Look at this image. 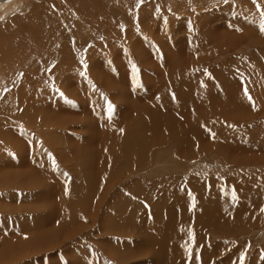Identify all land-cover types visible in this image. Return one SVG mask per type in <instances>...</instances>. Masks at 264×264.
<instances>
[{
    "label": "rangeland",
    "instance_id": "374dc122",
    "mask_svg": "<svg viewBox=\"0 0 264 264\" xmlns=\"http://www.w3.org/2000/svg\"><path fill=\"white\" fill-rule=\"evenodd\" d=\"M17 1L18 7L10 14L0 18V25L2 24L0 31L9 34L11 30L17 27L19 23H22L24 19L31 20V13H33V11H37L36 14L38 15L35 16V20L41 23L44 20L43 15H46L42 12V9H46V11H51V14L46 17L49 20L52 19L51 21L53 25L57 23L59 27H62L64 30L60 35L53 32L54 35H56L54 36L55 41H65L66 44L71 43L72 40L76 42L78 41L77 30H72L76 25L75 19L69 25L66 24V16H69L68 11H66L65 16L57 17L52 12L53 5L48 3L50 0ZM120 1L121 0H110V3L112 2V4L115 3V5H117ZM68 2L86 12L85 20L88 26L84 25V29L79 32L80 34H84V32H86L85 30H87L88 33L85 35L91 37V42L89 44L94 46H91L89 52L92 51L91 54H93V51L96 48L95 45L99 43H101V46L105 45L106 48L102 50L103 53L101 51V53L97 54L95 57L100 58L99 61L94 62L98 67L94 69L86 67L83 71L85 75L79 74V76H77L78 78L76 77L79 79L78 82L75 76H72L76 71L71 72L69 69V72L66 71V73H68V75L70 73V78L67 81L63 80L61 82L60 80L59 84H57L60 85V88L64 93L68 91L67 95H71L69 97L67 96L70 104L66 107L68 109H65L66 113L64 112L63 114L66 118H69V112L77 109L76 107L78 104L74 99L77 100L79 98L78 100H81V103L84 106L91 107L92 109L97 103L99 106L103 103V105L105 104V114L106 110H108L107 102L110 101L113 106L111 113L115 115L120 113L119 122L117 123V125H119L122 123L124 116L130 114L131 110L123 113L120 110L125 102L121 101L123 96L119 97L115 92L117 90V88H115V82L118 81V75L121 77L124 73L131 74L134 83H130V85L135 89L129 97H125L124 99L128 100L129 98L130 100H134V96L137 94H151L153 97L159 95V89L156 86L151 85L150 88H148L143 81H149V83L157 82L159 77H162L160 76V73L164 74V77H168L172 72L171 76H173L174 79L180 80L186 78V80H188L190 77L197 76L196 79L202 85L203 82H205L206 84L210 83L216 85V87H225L223 90L229 89V122L227 125L229 126V132L236 134L235 137L229 139L232 141H247L249 146L241 149H233L232 151L229 150V154L225 151L224 154H227L229 158H223L220 155L213 154V150H216L217 147L213 148L208 144V140L213 138L211 135H208V137H206L207 139L204 138L207 143L205 145V147H207V153L203 152L194 155V157L190 158L189 162H187L188 166L185 167V169H182V171L176 169V166L180 163L179 160L175 165L172 163V159L176 158H173L171 153H159V156L166 154L165 161L163 160L160 165H157L156 160L152 163L148 162L147 167H149L147 168V171L149 172L146 173L148 177L147 181L146 177L145 179L143 177L144 174L139 171V167L131 169V171H134L132 174L131 171H126L125 173L121 172L119 170L121 165H117L116 169L112 168L113 173L108 177V185L106 183L102 184V190H100L102 195L91 203L90 207L94 212L91 214L87 212L90 214L88 216L87 213L85 214L82 210H79L81 207L77 205L81 204L80 196L82 189L81 186L78 185L77 176L79 175L75 165L78 166V164H81L82 162L84 163V161H81L78 156L75 159H78L77 163L75 160L70 162L67 161V164H61V166L59 165V160L56 159L54 160L55 165L53 164V158L59 156V152H66V156H68L72 148L74 149L78 147L80 156L84 153H90V149H85L82 146L87 143L86 127L84 128V131H82V127H76L75 129H72L74 127H67V130L57 128L53 129V132L55 131V133L52 134L51 129L42 132V129L36 130L33 126L30 127L37 132L31 131V129L26 131V128L20 126L16 120H6L5 126L9 128L7 131L12 133V138H10L13 140V142L9 143L13 146H17V155L15 152H12L10 157H6L9 159L12 157L10 160L17 156L20 158V155L18 154L21 153V156L24 159V162L26 160V163H28L29 158L32 159L34 163L37 162L40 166H44L47 163L49 167L46 166V168L50 170V174L46 175L47 172L44 174L40 171H37V174H34L32 168L27 167L25 163H22L23 166H18L17 164H6V161L0 162L2 164H0V177L4 174L9 176L6 173L13 170L15 174H13L11 178L7 177V184L3 185L0 180V264H127V262L129 264H161L159 260H152L150 256L152 251L151 248H157V245L152 243L154 242L153 238L159 234L154 233V235H148L147 238L148 232L143 228L145 212L140 210L136 212L135 215L130 213V215L127 214V218L130 216L133 217H130L129 219H133L134 223H136V230L131 231L128 227L126 232L122 225L118 226L119 221L116 222L118 217H116V212L118 213V211H115V204L120 203L121 200L125 201L127 197L121 196V194L117 193L114 194V190L124 189L127 183L132 182L135 179L139 180L140 184L143 186L154 183H158L157 186H160L159 183L163 182L162 184H164L163 186H165L166 189L177 190L178 188L179 192H182L183 188L186 190L188 187L189 192L191 193L188 192L187 194L194 196L190 201L193 211H196V214H193V219L196 220L195 229H199V223L207 219V215L197 213L198 208L201 210L206 208L205 200L208 199L204 197L205 194L214 199L220 198L222 204L225 205L228 198L231 201H237V199L233 200V188L230 186V182L238 184L239 187L243 189V193L245 192V189L248 188L252 190L256 188L264 189V33H262L259 28L261 19L260 11L253 0H228L227 3H225V0H211L210 3L207 2L202 5H196L195 2H191L190 4V2L185 0L182 7H173V5H170L161 10L155 8H143L141 15L149 13L147 14L148 19L140 21L139 24L136 23V26H133L131 29L132 32L130 31L131 35L133 34L132 36L135 37L136 35L134 40L137 41V43L134 45L128 40H125V42L118 40L120 44L109 43L106 45L107 42L113 40L112 32H106L105 34H101L100 37H95V34L97 36L98 34L96 29L93 31V29L101 23L99 13L95 12L90 15L85 9L84 4H82V0H68ZM257 2L261 8H264V0H257ZM36 7L38 9L41 8V10H38ZM90 10L99 11V8L92 5ZM156 11H159V13H155ZM129 12L130 9L126 4L122 5L117 10V14L116 12L114 13L120 26L114 24L116 23L115 21L110 20L105 23V28L113 26L118 30L122 29L125 24L127 25L126 20ZM136 14L137 12L134 10L133 20L137 22L141 19V15ZM159 17H161L162 20ZM93 20H96L98 24L97 26L94 25L95 23ZM23 23H25V20ZM110 23L113 24L108 25ZM128 25L132 26L130 24ZM67 30L70 31L65 32ZM36 39L39 40L40 38L37 36ZM18 44L20 49L28 50L29 48L28 46L22 45L19 41ZM54 45L59 46V44ZM86 46L84 45V47H81L83 52L88 51V47ZM136 46L137 48L139 46L141 51H139V48L137 49ZM193 46H195L196 50ZM178 49H180V51ZM118 51L121 52L118 54ZM138 51L143 52L139 53ZM21 55L25 56V59L22 62L24 68L28 67L29 70H31L36 67L37 70L42 73L43 71H47L46 68H44L45 65L36 58L34 53H28L27 55L23 53ZM115 56L116 58L113 59ZM173 57H175V59ZM186 57H189V60ZM89 58L92 60L93 56H90ZM165 58L167 60H165ZM182 60L184 61L182 62ZM169 62L173 63L170 64ZM46 63L47 68L51 69L52 65L55 66L54 61H51L50 63L47 61ZM133 64H135L138 69V73L135 77L132 70ZM165 65L167 67H164ZM175 67H178V70ZM73 68L74 67H72V70H75ZM166 68H171V72H168L169 69ZM175 71L177 72L175 73ZM23 75L24 72L21 71L16 78L21 80ZM171 76H169V78H172ZM193 81L196 80L193 79ZM70 82H72V84H70ZM65 83H67V86L69 87L65 86ZM73 83H76L77 85ZM13 89L16 88L14 87ZM152 89H154V91H152ZM245 89H247V95L244 93ZM3 90L5 93L9 92V90L5 88H3ZM46 90L54 89L46 88ZM155 92L158 94H155ZM56 94L59 93L56 92ZM107 94H112L113 97L109 99ZM249 96L251 97V102L248 98ZM51 98H53L52 95ZM211 99L213 98L211 97ZM65 100L66 99H64V101ZM216 100L218 101V99ZM49 106L51 105H47L44 109L38 110L35 113H46ZM33 108L40 109V106H34ZM92 109H89V111L86 109L88 115L91 114L90 117H92L93 114ZM78 113L79 112H76L75 115ZM56 120L59 121L60 117H57ZM77 124L80 126V122H77ZM63 127L65 128L66 125ZM131 127L133 126L128 125L126 130ZM59 131L62 133L61 135L65 137L70 136L72 141L70 140L68 142V144L70 143L69 146H72V143H75L76 146L74 144L73 147H69L65 142L66 144H62L55 149H52L53 146L51 147V145L46 142L49 145L47 146L44 140L46 141V138L52 136L55 138ZM26 133L29 134L26 135ZM30 137L31 140H29ZM34 138L39 139V142L33 141ZM78 141L80 143H77ZM237 143H240V141ZM63 147L65 149H63ZM2 150L7 151L8 149L0 148V151ZM41 153L43 156L40 157L39 154ZM12 154L15 156H12ZM44 157L47 160H51L52 163L50 164L44 159ZM154 158L156 159V156ZM27 170L28 173L30 171L33 172V174L30 173V175H26V181L28 176L35 175L36 178L46 177L45 182L49 184L46 185L45 188L37 185L31 187L20 185L24 181V176L22 178L18 175H20L22 171L27 172ZM15 171H18L19 173H16ZM179 173L186 175V177L173 185L172 177ZM42 175H44V177ZM57 175L61 177V181L63 182L61 183L60 179L55 182V184H57V189L61 186L64 190H56L57 194H54L55 188L53 181L58 177ZM14 176H18V178H13ZM35 177L33 178L35 179L33 182H39ZM198 177H200V179H198ZM42 178H40V180ZM196 180L199 181L200 185L192 187L190 184ZM63 186L65 187L63 188ZM196 188L199 189L194 192ZM208 188L210 189L211 194L207 193L208 191L206 189ZM44 189L47 192H44ZM48 192H51L52 194H47ZM157 193L152 191L150 202L147 200L144 201L143 198L135 199L143 208V206H148L149 203L154 204L157 199L160 201L161 197L157 196ZM130 195L132 194L130 193ZM238 195L240 194L237 191L236 197H238ZM253 198L258 199L255 196H253ZM168 201L175 203V200L172 198ZM168 201L167 203H169ZM248 203L253 207V202L250 203L248 201ZM235 204L236 203L233 202L229 207L230 215L234 212ZM263 204L264 200L262 205ZM40 206L43 208H40ZM75 206H78L79 208ZM95 207L97 210H95ZM241 207L243 210L242 217L246 215L249 217L252 214L247 212L248 208L246 209L245 199L242 201ZM56 209H58L57 212ZM62 209L67 210L66 217L68 219H63V216H61ZM262 209H264V206L260 208L262 213L260 212L259 214L254 215V219L246 224V231L247 228L249 231L241 234L236 239H233V236H221L213 239L210 235V239H207L208 243L210 242V244H213L219 241L223 243V246L221 251L219 249L214 252L217 244L214 245L213 255H209L210 258L212 256L213 258L209 259L208 262H215L220 255H225V252L226 254L228 252L231 254L233 250L241 246L242 249L239 250L241 252H247L245 264H252L251 259H256L255 264H264V211H262ZM104 210H107V212L102 215L101 212ZM51 211H53V215L50 214ZM46 214H50L48 215L50 218L48 216L44 218L42 217ZM146 215L150 216L148 214ZM191 215L192 214L188 215L189 218ZM39 217L42 218L37 222L36 219ZM63 220L69 221L70 223L61 228V231H58L60 221ZM111 220H114L115 223ZM153 221L154 220H151L150 223ZM171 221H176L174 213L169 214L167 217L163 216L160 221H157V223L159 226H163L162 228L164 229ZM102 223H108V229L103 231ZM163 229H160L158 232L163 233ZM46 232H50L53 241L48 244L44 242L43 244L45 245L34 247L33 245L37 244L38 241H40L42 234ZM208 232L209 230L204 231L206 235ZM205 234L202 233L201 236H205ZM191 245H193L192 242ZM103 246L109 248V251L106 252ZM23 247L24 249H22ZM128 249L130 250L128 251ZM114 250L117 252V256H119L115 261L114 256L112 255ZM138 250H141V252ZM105 252L110 255H107ZM126 252H130L132 255H127ZM206 256L207 255H204L202 258L205 259V261L207 260ZM125 257L129 259L130 262L125 259ZM235 264L237 263L235 262Z\"/></svg>",
    "mask_w": 264,
    "mask_h": 264
},
{
    "label": "bare ground",
    "instance_id": "6f19581e",
    "mask_svg": "<svg viewBox=\"0 0 264 264\" xmlns=\"http://www.w3.org/2000/svg\"><path fill=\"white\" fill-rule=\"evenodd\" d=\"M186 1L190 2V4L191 2H195L196 5L197 4L202 5L203 3L205 4L207 2L208 3L211 2V0H186ZM184 2L185 0H144L143 3H141L140 0H121L120 2H118L117 5H115V3L114 4H112V2L110 3V0H82V4H84L85 9L90 15H92V13L97 12L99 13V17L101 18V23L99 25L97 24L96 20H93V22L95 23L94 25L96 26L98 25L93 29V31H95L96 29V32L98 34V36L95 34V37H100L101 34H105L106 32L108 33L112 32L113 40L107 42L106 45L109 43L120 44L118 40H122V42L128 40L131 42V44L135 45V43H137V41L134 40L136 35L135 37L132 36L133 34L131 35L132 32L131 29L133 28V26H136V23L139 24L140 21L148 19L147 14L149 13H144L141 15V13L143 12L142 11L143 8H150V9L155 8L161 10L162 8L170 5H173V7H182ZM48 3L53 5L52 12L57 17L65 16L66 11L69 12V16H66L67 25L72 23L73 20L75 19L76 25L73 27L72 30L74 29L77 30L78 41L76 42L72 40L71 43L66 44L65 41H62L63 43L61 42L60 40L61 37L60 39H58L60 40V42L55 41L54 36L56 35H54V33L60 35L61 33H63L64 30L62 29V27L60 28L57 23L53 25L51 21L52 19L49 20L46 17L51 14V11H46V9H42V12L46 15H43L44 20L41 23L35 20L36 19L35 16L38 14H36L37 11H33V13H31L32 15L31 20L24 19L25 23H23L24 20L22 19L23 22L19 23L17 27L13 28L9 34L0 31V148L8 149L7 151L6 150L0 151V162L6 161L5 162L6 164L9 163L10 165L17 164L18 166H23L22 163H25L27 167L32 168L34 174H37V171H40L44 174L47 172L46 175L50 174V170L46 168V166H48L47 163L44 166L43 165L40 166L39 164H37V162L34 163L30 158L28 159L29 160L28 163H26V160L24 162L21 153L18 154L20 155V158L17 156L14 157V159H12L13 162L12 160H10L12 157L10 159L6 157V156L10 157L12 152L13 153L15 152V154L17 155V149H16L17 146H13L9 143V142H13V140L11 139L12 133L10 131H7L9 128L5 126L6 120L9 119L16 120V122L19 123L20 126L26 128V131L31 129V131L37 132L30 127L33 126L36 128V130L42 129V132H45V130L47 129H51L52 134L55 133V131L53 132V129H57V128L67 130V127H74L72 129H75L76 127H82L83 128L82 131H84V128L86 127L85 130H86L87 143L82 146L85 149H90V153L89 152L84 153L83 155L80 156L79 155L80 152L77 147L74 149L72 148L68 156H66V152H59V156H55L53 160L58 159L60 162L59 165L61 164L65 165L68 163L67 161L69 162L73 161L79 156L81 161H84V163L82 162L81 164H78V166L75 165L79 175L77 176L78 185H80L82 189L81 190L82 193L80 196L81 204H77V205L81 207L79 210H82L85 214L87 212L91 214L92 212H94L93 209L90 207L91 203L96 198L98 199V197L102 195V192H100V190H102V184L106 183L108 185V177L110 174L113 173L112 168L116 169L117 165H121L119 170L124 173L126 171L130 172L131 169H135L136 167H139L138 168L139 171H141V173L144 174L143 177L144 179L146 177V181H147L148 177L146 173L149 172L147 171L148 170L147 168L149 167V166L147 167L148 162L152 163L156 160L157 165L158 164L160 165V163L166 158V154L159 156V153L161 152L171 153L172 157L176 158V159H172V163L175 165L176 163H178L179 160L180 163L179 165L176 166V169H180L182 171V169H185V167L188 166L187 162H189V159L193 158L194 155H198L203 152L207 153V147H205L207 143L205 139H207L206 137H208V135H211V137H213L212 135L213 133L215 134L214 138H211L210 140H208L209 142L208 141L207 142L213 148L217 147L216 150L215 149L213 150V154L220 155L223 158H229L227 155L229 154V150L232 151L233 149H241V148H246V146L247 147L249 146V143L247 141L246 142H243L242 140L232 141L229 139L231 137L236 136V134L229 132L228 129L229 126L227 125V123L229 122V115H228L229 89L223 90L225 87L220 88L210 83L206 84L205 82H203L202 85L196 79L197 76L190 77V79H188L189 78L188 77L187 78L188 80H186V78L185 79L182 78L180 80L174 79L173 76H171L172 75V72L170 71L171 68L170 69L166 68L169 69L168 72H171V75L167 74L168 77H164V74L160 73V76L162 77H159V79L155 78L158 79L157 82L149 83V81L148 82L143 81V83L148 88H150L151 85L156 86L159 89V95H155V97H153V95L151 94L141 95V94H137L136 92L137 95L134 96V100L133 99L130 100L129 98L128 100L124 99L125 97L126 98L129 97L135 89L132 88L130 85V83H134L131 74L129 75L127 73H124L121 75V77H119L118 75V81L115 82V88H117L118 91L115 88L114 89L116 90L115 92L116 94H118L119 97L123 96L121 101L125 102V104L120 108V110L122 111V113L131 110L130 114L124 116L122 123L119 125H117V123L119 122L120 113L117 115L111 113V115L109 116L108 110H106V114L104 112L105 104L103 105V103H101V105L99 106L97 103L92 109L91 107L84 106L81 103V100L80 101L78 100L79 99L78 97H77L78 99L76 98L77 100L74 99V101H76L78 104V106L76 107L77 109L69 112L70 113L68 114L69 118H66V116L63 114L64 112L66 113L65 109H68L66 107H68V105L70 104L69 98H67L68 91L66 90L67 92L64 93L63 90L60 88V85L57 84H59L60 80L61 82L63 80L67 81L70 78L69 77L70 73L69 75L68 73H66V71L69 72L68 71L69 69L71 72L76 71L73 75L71 74L73 77L75 76L76 78L86 69L85 64H87L86 66L90 69H94L98 67V65L94 62L99 61L100 58L99 57L95 58V57L97 56V54L101 53V51L104 50L106 46L105 45L101 46V43L96 44L95 45L96 48L94 49L93 54H91L92 51L89 52L91 46H94L89 44L91 42V37L85 35L86 33H88L87 30H85L86 32H84V34H80L81 30L84 29V25L88 26L85 20L86 19L85 11L78 9L75 5L69 3L68 0H50V2ZM17 4H18L17 0H0V18H3L7 14H10L12 11H14L18 7ZM125 4L130 9V12L127 14V20H126L127 25L125 24L124 27H122V29L120 30L114 28L113 26L105 28V23H107V21L110 20L115 21L116 23L114 24L119 25V22L114 16V13L116 12L117 14V10L122 5ZM92 5L98 7L99 11H91L90 7ZM38 10H41V8ZM134 10L137 12V14L141 15V19L137 22L133 20ZM155 13H159V11H156ZM159 18L161 19V17ZM112 24L113 23H110L108 25H112ZM128 24L132 26H129ZM1 26L2 24L0 25V27ZM69 31L67 30L65 32H69ZM37 36L40 38L39 40L36 39ZM18 41L22 45L28 46L29 47L28 50L20 49ZM54 44H59V46ZM84 45L85 46L87 45L86 47H88V51L83 52L81 50V47H84ZM193 47L195 49V46ZM138 48L139 51H141L139 46ZM180 49L178 50L180 51ZM119 52L121 51H118L117 53L119 54ZM23 53L25 55H27L28 53H34L36 55V58L39 59L43 63V65H45L44 68H46L47 71H43L42 73L38 71L36 67L32 68L31 70H29L28 67L24 68L22 62L25 59V56L21 55ZM90 56H93L92 60H90L89 58ZM175 57L173 58L175 59ZM115 58L116 56L113 57V59ZM186 58H188L189 60V57ZM50 60L52 62L54 61L55 64V66L52 65L53 68L51 67V69L47 68L46 66L47 64L46 62L48 61V63H50L51 62ZM165 60L167 59L165 58ZM183 61L184 60H182V62ZM191 61H187V62H191ZM72 67H74L73 69L75 70H72ZM164 67L167 66L165 65ZM175 68L178 70V67ZM21 71L24 72V75L21 78V80H19L16 77L19 76ZM176 72L177 71H175V73ZM169 76H171L172 78H169ZM193 79H195L196 81H193ZM78 81L79 79H77V82ZM76 83L73 84L77 85L78 83L77 84ZM65 84H66L65 86H67V83ZM70 84H72V82H70ZM14 87L16 89H13ZM3 88L9 90V92L5 93ZM46 88H50L54 90H46ZM152 91H154V89H152ZM56 92H58L59 94H56ZM61 93H63V95H61ZM155 94L158 93L155 92ZM51 95L53 96V98H51ZM107 95L109 99L113 97L112 94H107ZM211 97L213 99H211ZM64 99L66 100L64 101ZM216 99H218V101L220 102H218ZM107 103L109 104L110 101H108ZM47 105H51V106H49L46 113H41V114L35 113L38 110L44 109L45 106ZM34 106H40V109H34L33 108ZM86 109L88 111L89 109H92L93 111L92 117H90L91 114L88 115ZM76 112L79 113L75 115ZM57 117H60L59 121L56 120ZM77 122H80V126H78ZM65 125L66 127L64 128L63 126ZM128 125H131L133 127L126 130V127ZM28 134L26 133V135ZM61 134L62 133H60L59 131L57 136L55 137L56 139L53 138L52 135H51L52 137L46 138L47 140L46 141L44 140L45 144L47 146L49 145H51V147L53 146L52 149H55L57 146H60L62 144H66V143L68 144V142L71 140L70 136L65 137ZM29 140H31V137L29 138ZM33 141L39 142V139L34 138ZM239 141L240 143H237ZM46 142H48L49 145ZM77 143L80 142L78 141ZM69 144L67 146H69ZM72 144H71L72 146L69 147H73L75 143ZM63 149L65 148L63 147ZM52 151H56V150H52ZM225 151H227V154H224ZM12 156L15 155L12 154ZM39 156L40 157L43 156L42 153L39 154ZM155 156L156 159L154 158ZM45 160L48 161L50 164L52 163L51 160L49 159L48 160L45 159ZM75 162L77 163L78 159L75 160ZM15 172L17 173L18 171ZM33 172L29 171L28 173V170L27 172L22 171V173L18 175L21 176L22 178L24 176V181L20 185H24V186L26 185L29 187L33 185H37L45 188L46 185L49 184L45 182L46 177L45 178L40 177L42 178L40 180V178H36L35 175L34 176L31 175L28 176L26 181V175L28 174L30 175V173L33 174ZM131 172L133 174L134 171ZM6 174H8L9 176L4 174L3 176L0 177V180L2 181L3 185L7 184L6 183L8 182L7 177L11 178L12 175L14 174V170ZM18 176H14L13 178L16 177L18 178ZM42 176L44 177V175ZM34 177L39 182L37 181L33 182L35 181V179H33ZM58 177H56L53 181V185L55 188L54 194H57L56 190L59 191L64 190L62 189L61 186L57 189V184H55V182L59 181V179L61 181V177L59 178ZM184 177H186V175L180 173L178 175L173 176L172 177L173 185L180 182L179 180H181ZM198 179H200V177H198ZM61 183L63 182L61 181ZM162 183L163 182L159 183L160 186H157L158 183L148 184V185L146 184L143 186L140 184L139 180L135 179L132 182L127 183L124 189H115L114 194L117 193V194H121V196L127 197L125 201L121 200L120 203L115 204L116 205L115 211H118V213L116 212V217L118 216L116 222L119 221L121 223L120 224L118 222V226L122 225L125 231L128 229V227L131 231L136 230L135 229L137 227L136 223H134L133 219L132 220L129 219L131 216L127 218V214L135 215L136 212L142 210L146 214L150 215L151 217L147 216L146 214L144 215L143 228H145L144 230L148 232L147 238L148 235H154V233L159 234L153 238L154 242L152 243H155L154 245H157V248H151L152 251L150 256L152 260L157 259L159 260V262H161V264H235V262L238 264L239 255L241 253L239 249H242L241 246L237 247L238 250L237 249L233 250L231 254H229V252L226 254L225 252L224 253L225 255L223 254L222 256L220 255V257L215 262L212 263L208 262L209 259L213 258V256L210 258L209 255L210 254L213 255L214 245L217 244V247L214 250V252L218 251L219 249L221 251L223 243L217 241L213 244H210V242L208 243L207 239H210V235L213 239L221 236L224 237L233 236V239H236L241 234L249 231L248 228L246 231V224L251 222L255 217L254 215L259 214L261 212L260 208L264 206V204L262 205L264 200V189L256 188L252 190L248 188L245 189V192L243 193V189L239 187L238 184L230 182L229 184L233 188V194H235L236 196V192L238 191L240 195H238L237 201H231L228 198V201L226 202L225 205L222 204V200L220 198L214 199L205 194L204 197L208 199L205 200L206 208L202 210L198 208L197 213L207 215V219L199 223L200 224L199 229H195L196 220L193 219V214L194 213L196 214V211L195 212L193 211V207L190 201L194 196L187 194L189 192V188L187 187L186 190L185 188H183L182 192H179L178 188L177 190H168L165 188V186H163L164 184ZM190 185L192 187H196L199 186L200 184L199 181L196 180L195 182H192ZM64 187L65 186H63V188ZM198 189L199 188H196L194 192L197 191ZM206 190L208 191L207 192L208 194H211L209 188ZM152 191L156 193L159 192L157 193L158 194L157 196L161 197L160 201L157 199L154 204L149 203L148 206H143L142 208V205H139L135 198L137 199L143 198L144 201L147 200L148 202H150ZM44 192L47 191H45L44 189ZM130 193L132 195H130ZM47 194H52V193L48 192ZM253 196L257 197L258 199L253 198ZM170 198L174 199L175 203L169 202L168 200ZM244 199H245L246 209L248 208L247 212L252 213L249 217H247L248 215L242 217L243 210L241 207V203ZM134 200L136 201V203ZM167 201L169 203H167ZM248 201L250 203L253 202L252 203L253 207H251ZM233 202H235L236 204L234 206L233 214L230 215L229 207L233 204ZM40 208L43 207L40 206ZM57 210L58 209H56V212ZM62 210L63 211L61 216H63V219H68L66 217L67 210L65 209ZM95 210H97L96 207ZM107 210L102 211L101 212L102 215H104L107 212ZM171 213H174V218H176V221L169 222L165 227L166 229L165 228L163 229L162 228L163 226H159L157 221H160L163 216L167 217ZM50 214L53 215V211H51ZM50 214H46L42 217L44 218ZM90 214H88V216ZM189 214H192L190 218L188 216ZM42 217L37 218L36 221L37 222L40 221ZM48 217L50 218V216ZM151 220L154 221L150 223ZM111 221L115 223L114 220ZM69 223H70L69 221H64V220L60 221V227H58L59 229L58 231H61L60 229ZM108 226H109L108 223H102L103 231L108 229L107 228ZM160 229H163L164 232L163 233L158 232ZM208 230L209 232L206 235L204 231H208ZM50 232H46L42 234L40 241H38V243L33 246L34 247L43 246L45 245L43 244L44 242L46 244L52 242L53 240L51 239L52 235L50 234ZM202 233L205 234V236H201ZM191 242L193 245H191ZM104 248L106 252L109 251V248L107 247ZM22 249H24V247ZM188 249H191V253H189ZM129 250L130 249H128V251ZM138 251L141 252V250ZM126 254L132 255V253L130 252H126ZM112 255L114 256V261L115 259L119 258L115 250L114 253H112ZM204 255H207L206 261L205 259H202ZM125 259L127 258L125 257ZM127 260L129 261V259ZM255 260L251 259L252 264H255ZM127 264L129 263L127 262Z\"/></svg>",
    "mask_w": 264,
    "mask_h": 264
},
{
    "label": "snow or ice",
    "instance_id": "6c2138e0",
    "mask_svg": "<svg viewBox=\"0 0 264 264\" xmlns=\"http://www.w3.org/2000/svg\"><path fill=\"white\" fill-rule=\"evenodd\" d=\"M141 3H143V0H140ZM228 0H225V3H227ZM253 2L256 4L258 10L260 11V16H261V19H260V24H259V28H260V31L262 33H264V8H261L259 3L257 2V0H253ZM87 66L85 65V68ZM132 70H133V74H134V77L135 75L138 73V69L136 67L135 64H133L132 66ZM81 75H85V73H81ZM245 94L247 95V89H245ZM61 95H63V93H61ZM250 102H251V97L249 96L248 97ZM254 106V105H253ZM112 109H113V106L111 103L108 104V113H109V116L111 115V112H112ZM213 138L215 136V134L213 133ZM53 164L55 165V161L53 160ZM237 199V197L235 196V194H233V200ZM262 211H264V209H262ZM191 235V233H190ZM189 253H191V249H188ZM247 259V252L246 251H242L239 255V264H245V261Z\"/></svg>",
    "mask_w": 264,
    "mask_h": 264
},
{
    "label": "crops",
    "instance_id": "0c3cea01",
    "mask_svg": "<svg viewBox=\"0 0 264 264\" xmlns=\"http://www.w3.org/2000/svg\"><path fill=\"white\" fill-rule=\"evenodd\" d=\"M194 210H195V207H194ZM195 214V213H194Z\"/></svg>",
    "mask_w": 264,
    "mask_h": 264
}]
</instances>
